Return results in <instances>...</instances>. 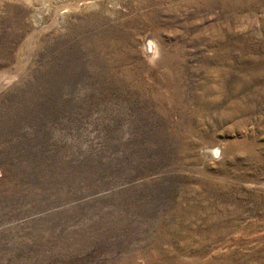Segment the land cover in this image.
Masks as SVG:
<instances>
[{
	"label": "rangeland",
	"instance_id": "obj_1",
	"mask_svg": "<svg viewBox=\"0 0 264 264\" xmlns=\"http://www.w3.org/2000/svg\"><path fill=\"white\" fill-rule=\"evenodd\" d=\"M0 264H264V0H0Z\"/></svg>",
	"mask_w": 264,
	"mask_h": 264
},
{
	"label": "bare ground",
	"instance_id": "obj_2",
	"mask_svg": "<svg viewBox=\"0 0 264 264\" xmlns=\"http://www.w3.org/2000/svg\"><path fill=\"white\" fill-rule=\"evenodd\" d=\"M213 148H214V147H213ZM217 151H218L217 149H215V151L213 150V152H214V155H215V154H217Z\"/></svg>",
	"mask_w": 264,
	"mask_h": 264
}]
</instances>
